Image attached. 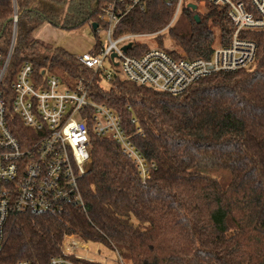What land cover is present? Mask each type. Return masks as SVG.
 Returning <instances> with one entry per match:
<instances>
[{"label":"trees","instance_id":"16d2710c","mask_svg":"<svg viewBox=\"0 0 264 264\" xmlns=\"http://www.w3.org/2000/svg\"><path fill=\"white\" fill-rule=\"evenodd\" d=\"M37 1L0 0L3 61L15 37L5 84L26 61L36 71L58 75L70 88L85 81L94 100L117 112L156 168L143 178L118 144L93 136L92 163L82 182L85 209L70 201L53 212L11 214L1 260L51 264L64 256L74 264H108L65 255L63 240L74 234L108 247L115 253L113 264H122L120 259L123 264H264V40L254 69L210 74L178 95L125 79L105 88L100 76L91 81L93 72L78 56L60 49L51 56L37 54L40 42L33 33L46 21L57 25L66 3L74 16L64 27L90 22L94 29V23L102 25L108 0ZM177 2L149 0L134 8L114 36L165 29ZM204 7L185 5L184 19L160 33L157 46L166 48L161 37L168 36L185 57L208 58L228 44L234 27L227 9L208 2ZM101 47L97 44L93 53ZM149 47L137 43L130 53L140 55Z\"/></svg>","mask_w":264,"mask_h":264},{"label":"built area","instance_id":"2783aa9c","mask_svg":"<svg viewBox=\"0 0 264 264\" xmlns=\"http://www.w3.org/2000/svg\"><path fill=\"white\" fill-rule=\"evenodd\" d=\"M147 1L106 2L100 19L107 28L108 42L102 44L98 53L78 56L79 62L93 72L91 81L100 76L99 83L104 87L105 79L109 83L125 79L178 95L210 74L256 67L259 40H264V0H188V5H197V10L200 3L204 6L206 2L225 7L233 24L229 43L217 46L208 58H188L175 49L159 46H150L140 55L131 54L136 42L148 35L125 33L115 37L114 31L129 11L143 8ZM185 1L178 0L171 23ZM17 20L16 6L14 22ZM129 43L131 47L124 50ZM13 49L14 46L5 61L0 54V264H6L1 256L11 214L53 212L70 201L85 209L82 182L92 163L93 136L118 144L143 178L156 168L135 146L117 112L94 100L85 81L70 88L58 75L46 68L36 71L33 63L26 61L15 80L6 85ZM109 60L119 72L106 70ZM62 249L65 255L104 261L95 254L90 257L89 244L74 234L65 236ZM16 264L31 262L22 260ZM51 264L74 263L59 256L52 258Z\"/></svg>","mask_w":264,"mask_h":264},{"label":"rangeland","instance_id":"374dc122","mask_svg":"<svg viewBox=\"0 0 264 264\" xmlns=\"http://www.w3.org/2000/svg\"><path fill=\"white\" fill-rule=\"evenodd\" d=\"M33 3L36 5L38 1L34 0ZM186 4H188V0L185 1V5ZM185 5L183 7H185ZM183 7L181 8L177 17L178 20H182L185 17ZM200 7L201 8L199 10H205V7L202 6V3H200ZM61 9L62 13L59 18L56 19L55 17L56 22L58 23L57 25L46 21L34 31L33 36L40 42V45L38 46L39 50L36 51L37 54L51 56L52 54H55L56 49H60L79 56L86 52H93L94 48L99 43L106 44L108 42V31L104 25L100 26V31L97 33L94 29H92L90 22H85L75 27H64L67 20L74 16V12H72L70 8V3L63 4ZM175 21L170 23L165 29L161 31L154 33H142L143 35L145 34L148 36L140 38L136 43L142 42L148 44L151 47L159 45V39L157 36L160 33L165 32L172 24L175 23ZM176 26L180 30H183V27H179V23ZM162 38L164 39L165 47L175 49L179 52H182V54H185L182 47L175 44L173 39L168 36H163L161 39ZM105 68L107 71L110 70L119 72L112 60H109L105 63ZM102 83L104 87H110V83L106 79L103 80ZM89 247L91 248V253L89 254L90 257L95 254L97 255V258H103L108 264L114 263L112 260L115 257V253L111 252L108 247L102 244L93 243H90ZM98 250H100V252Z\"/></svg>","mask_w":264,"mask_h":264},{"label":"water","instance_id":"95a60500","mask_svg":"<svg viewBox=\"0 0 264 264\" xmlns=\"http://www.w3.org/2000/svg\"><path fill=\"white\" fill-rule=\"evenodd\" d=\"M189 6L193 9V10H197V5L196 4H194V3H190L189 4ZM196 19L198 20V21H200V18H199V16L198 15H196ZM98 23H94L93 24V26H94V29H97L98 28ZM16 29V28H15ZM16 33V32H15ZM2 35V33L0 34V36ZM15 36V35H14ZM14 39H15V37H14ZM131 43H129V44H127L126 46H124V50H127V49H129L130 47H131ZM14 46V40H13V43H12V46L11 47H13ZM114 56V55H113Z\"/></svg>","mask_w":264,"mask_h":264}]
</instances>
